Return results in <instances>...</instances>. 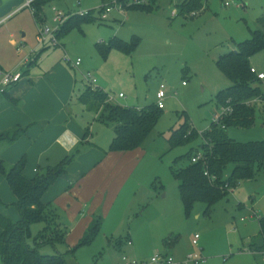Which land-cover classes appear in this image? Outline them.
<instances>
[{
    "label": "rangeland",
    "instance_id": "374dc122",
    "mask_svg": "<svg viewBox=\"0 0 264 264\" xmlns=\"http://www.w3.org/2000/svg\"><path fill=\"white\" fill-rule=\"evenodd\" d=\"M24 2L0 0V84L4 74L28 70L22 80L39 83L40 92L50 107L62 99L67 88L71 97L67 108L70 106L77 122L95 124L94 137L99 142L105 140L103 133L107 130L94 122L86 109L90 108L88 111L93 112L96 120L106 123L113 133L116 123L111 120L108 105L141 109L156 103L159 88L164 87L166 94L155 128L139 148L141 157L132 175L135 180L131 195L137 190L141 195L139 192L129 210L116 222L111 218L102 219L101 230L89 245L77 247L83 237L71 245L69 241L73 239L66 240L70 230L63 226L65 242L56 244V250L65 254L66 263L124 264L122 257L129 256L128 259L139 263L154 264L152 258L160 259L165 254L180 263L188 255L199 254L205 259L203 264H264L256 249H249L250 242L259 244L257 241L261 240L258 219L264 217V169L255 170L252 179L230 190L208 214L203 203L195 204L189 214L185 213L177 182L170 172L174 159L189 151H199L203 144L201 133L211 123H217L213 120L219 113L216 95L231 83L217 69L216 61L233 51L237 43L249 40L250 32L264 31V24L259 22L264 17V0H201L190 11L183 9L186 0H124L117 1L121 11L112 10L108 14L105 10L99 13L102 0H81L79 5L74 0H50L41 7L44 19L40 22L34 20ZM140 6L152 11L133 9ZM52 8L62 13L65 21L77 13L87 12L92 22L58 39V47L50 46L49 40L42 44L40 29L54 30L57 26ZM114 39L136 47L131 53L111 47L104 58L96 45H108ZM66 55L80 59L81 67L70 68L63 61ZM25 57H29L27 65L23 63ZM250 65L257 73L264 74V50L250 59ZM183 71L188 72L184 75ZM84 72L96 79L93 86L96 88L83 80ZM256 86L264 92V81H257ZM87 87L96 91L92 95L96 105L88 108L77 102ZM101 93L107 99L100 97ZM119 94L124 97L119 98ZM254 106L253 124L228 128L224 131L228 138L245 144L264 142V104ZM184 114L199 136L170 150L169 137L184 123ZM218 129L224 128L221 125ZM112 139L113 135L104 148ZM84 150L81 147L79 153ZM79 153H75L74 160ZM30 164L34 166L33 161ZM25 168L29 170V161ZM145 192L150 195L143 199ZM12 198L9 186L0 175L1 201L10 205ZM9 210L18 218L14 206H9ZM97 217L101 219L100 214L94 219ZM41 229L40 225L33 226L32 235ZM127 234L131 247L127 246ZM196 234L199 240L193 246ZM169 244L172 249L168 251ZM40 253L54 255L56 251L45 246Z\"/></svg>",
    "mask_w": 264,
    "mask_h": 264
},
{
    "label": "trees",
    "instance_id": "16d2710c",
    "mask_svg": "<svg viewBox=\"0 0 264 264\" xmlns=\"http://www.w3.org/2000/svg\"><path fill=\"white\" fill-rule=\"evenodd\" d=\"M111 1L102 0L99 13ZM48 2L50 0L32 2L31 7L34 10L32 13L36 22L44 19L41 15V7ZM200 2L201 0H186L183 9L190 11L198 7ZM133 9L152 11L151 8L143 6ZM261 21L264 24V17L259 20ZM90 22L92 20L88 15H75L59 27L56 38L60 39L71 30ZM250 33L249 40L237 43L233 51L220 56L216 61L217 69L231 83L230 87L216 95V102L219 111L222 108H228L230 113L223 116L218 123H211L209 128L201 133L203 144L199 151L196 153L189 151L177 157L170 167L186 214H189L197 203L205 204L206 214H208L215 204L229 195L230 190L240 182L252 179L255 170L264 169V142L240 143L228 138L224 132L230 127L251 126L256 114L254 105L264 104V92L256 86L259 80L251 73L250 67V59L264 50V31L256 30ZM111 47L131 53L136 44L130 46L114 39L108 45L103 43L96 45L97 51L104 58ZM183 72L185 75L188 71ZM6 91L0 96L6 95ZM94 93L96 95V91L87 87L77 100L87 108L94 106L96 105V101L92 98ZM99 96L107 99L106 94L101 93ZM107 108L111 111V120L116 123L109 150L122 152L142 148L159 118L160 109L155 103L141 109L125 108L116 104L108 105ZM184 118V123L171 132L168 140L170 150L188 144L199 136L197 131L190 127L186 114ZM99 121L102 122V120ZM221 125L223 130L218 129ZM26 131L25 127H17L0 132V143L12 145L24 137ZM87 135L88 129L85 130L83 138L86 139ZM75 153H79V150ZM75 153L63 158L55 166H39L36 174L31 178L24 175L26 166L24 157L13 165L0 159V175L5 179L15 198V202L10 205L3 203L0 199L1 264H67L65 254L58 253L56 250V244L61 245L65 242L66 235L62 231L64 225L60 222L56 209L43 203L42 198L47 190L65 174L68 165L74 160ZM199 153L200 158L193 163L191 160ZM11 205L16 210L17 220H13L6 214ZM258 223L260 243L252 241L249 247L255 248L256 252H262L264 251V217H260ZM101 224L102 220L99 217L95 218L77 247L89 245L98 235ZM35 225H40L42 229L33 236L31 228ZM45 246H51L56 254H41L40 250ZM77 247L70 252H74Z\"/></svg>",
    "mask_w": 264,
    "mask_h": 264
},
{
    "label": "crops",
    "instance_id": "0c3cea01",
    "mask_svg": "<svg viewBox=\"0 0 264 264\" xmlns=\"http://www.w3.org/2000/svg\"><path fill=\"white\" fill-rule=\"evenodd\" d=\"M29 57H25L24 64L27 65ZM23 74L28 75V70ZM23 82L25 85L20 86ZM39 86L35 80L21 79V82L7 89L6 95L0 96V132L17 127L27 128L26 135L12 145L0 143V158L12 165L26 157V163L29 161V170L25 168L24 175L31 178L39 166H55L63 158L85 147L84 152L78 154L77 160L68 165L65 174L42 198L43 203L56 209L60 222L70 230L66 240L73 239L68 241L74 245L84 236L97 214L101 215V220L112 219L116 222L122 213L129 210L139 192L141 195L139 190L131 195L132 183L134 184L135 180L132 179V175L141 157V151L138 148L133 151L112 152L109 150L110 145L104 148L112 135L114 138V132L111 133L107 124L96 120L93 112L85 110L94 122L107 130V133H103L105 140L99 142L98 137V140H95L93 128L95 124L77 122L76 116L69 109L70 106L67 108L71 98L67 88L62 99L50 107ZM86 129L88 135L85 139L83 136ZM31 161L34 166L30 164ZM142 195L144 199L150 194L145 192ZM11 201L14 203L15 198ZM7 215L17 220L13 211L9 210ZM113 235L111 237L114 239ZM118 237H121V234ZM126 241L127 246L131 247L129 234ZM170 249L171 244L168 251Z\"/></svg>",
    "mask_w": 264,
    "mask_h": 264
},
{
    "label": "built area",
    "instance_id": "2783aa9c",
    "mask_svg": "<svg viewBox=\"0 0 264 264\" xmlns=\"http://www.w3.org/2000/svg\"><path fill=\"white\" fill-rule=\"evenodd\" d=\"M33 1H35V0H25V2H24V7L29 8L32 12L34 11V10H32V7H31V4ZM80 2H81V0H75V3L77 5H79ZM224 5L229 6L227 3H225ZM104 10L103 11L106 14H108L112 10L121 11V7L118 5L116 0H112L110 2V4L105 7ZM51 12L55 16L54 20H55V23L57 24V26L55 27L54 30H51L47 27L41 28L39 31V37H40V41L42 44L45 41L49 40L48 44H50V46L58 47L59 43H58V39L56 38V34H57L59 27L65 22V19L63 17L64 15L62 13L58 12L56 10V8H52ZM77 15L85 16V15H88V13L87 12L86 13H77ZM102 17H104V16H102ZM104 18H106V17H104ZM63 61L70 68H73V69H79V67L81 66V60L80 59H72V58L68 57L67 55L63 58ZM251 73L254 74L259 81L264 80V74L257 73V71L255 69L251 68ZM22 77H23V75H22L21 70L16 71L15 73H11V74H4L2 77L1 84H0V94H3L8 88L18 84L21 81ZM82 78L91 88H96L93 86L96 85L97 82H96V79L91 75V73L84 72L82 75ZM118 97L123 98L124 96L122 94H119ZM165 97H166V94H165L164 87L159 88V90L156 93V103H155V105L158 109H161L164 107L163 100ZM229 113H230V110L228 108H222L219 111L218 116L215 115L213 120L218 123L223 118V116H225ZM199 158H200V153L198 154V156L194 157L191 161L193 163H196V161ZM198 240H199V236L197 234L194 235V238L192 240V245L196 246ZM128 244H131V243L128 242ZM256 254H258L264 260V251L256 252ZM122 260L124 261V264H147V263H139L137 261L130 260L125 256L122 257ZM151 262L154 264H203L205 262V259L199 254H194V255H188L182 262L177 263L173 260L172 257H169L167 254H165V255H161L160 259L152 258Z\"/></svg>",
    "mask_w": 264,
    "mask_h": 264
}]
</instances>
